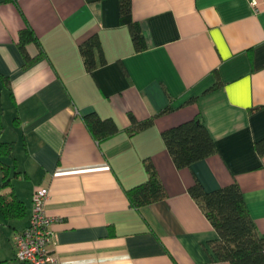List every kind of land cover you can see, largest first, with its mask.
<instances>
[{"label": "crops", "instance_id": "0c3cea01", "mask_svg": "<svg viewBox=\"0 0 264 264\" xmlns=\"http://www.w3.org/2000/svg\"><path fill=\"white\" fill-rule=\"evenodd\" d=\"M252 1L132 0L137 52L120 0H0V142L13 145L0 196L26 207L23 219L0 212V264H22L13 239L42 187L60 264H231L212 251L196 182L208 193L238 183L264 237V0ZM93 36L106 64L90 73L80 48ZM88 115L117 131L95 138ZM196 118L217 152L180 169L163 133ZM147 164L166 197L136 209L127 191L149 180Z\"/></svg>", "mask_w": 264, "mask_h": 264}, {"label": "trees", "instance_id": "16d2710c", "mask_svg": "<svg viewBox=\"0 0 264 264\" xmlns=\"http://www.w3.org/2000/svg\"><path fill=\"white\" fill-rule=\"evenodd\" d=\"M88 1L95 3L104 0ZM120 15L122 25L130 28L136 51L146 50L142 30L132 19V0H120ZM33 41H36L34 33L29 29L25 30L21 35V49L24 53L26 43ZM80 50L88 72L92 73L99 66L106 64L97 36L84 42ZM84 120L97 139L117 131L116 127L107 131V122L96 115H88ZM3 131V109L0 104V135ZM163 138L175 165L180 169L190 167L193 163L217 152L216 144L201 118L169 129L163 133ZM256 148L261 155H264V141L257 143ZM12 151V144L0 142V157L11 156ZM147 168L149 180L127 191L129 201L136 209L166 197L164 186L152 165L147 164ZM0 169L5 172L4 184H9L7 167L1 160ZM189 192L218 233V240L212 243V251L218 260L231 264H264V237L257 231L238 183L208 193L196 182ZM0 212L10 220L23 219L26 215V207L12 192L9 196H0Z\"/></svg>", "mask_w": 264, "mask_h": 264}, {"label": "built area", "instance_id": "2783aa9c", "mask_svg": "<svg viewBox=\"0 0 264 264\" xmlns=\"http://www.w3.org/2000/svg\"><path fill=\"white\" fill-rule=\"evenodd\" d=\"M256 1L252 5L256 6ZM49 191L42 187L33 196V213L28 227L14 236L16 258L22 264H60L51 249L54 233L52 224L56 219L46 211Z\"/></svg>", "mask_w": 264, "mask_h": 264}]
</instances>
